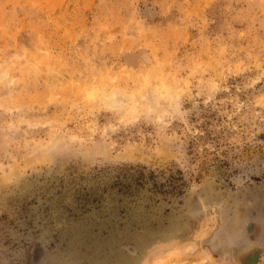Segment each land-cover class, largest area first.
I'll list each match as a JSON object with an SVG mask.
<instances>
[{
    "label": "rangeland",
    "instance_id": "obj_1",
    "mask_svg": "<svg viewBox=\"0 0 264 264\" xmlns=\"http://www.w3.org/2000/svg\"><path fill=\"white\" fill-rule=\"evenodd\" d=\"M264 264V0H0V264Z\"/></svg>",
    "mask_w": 264,
    "mask_h": 264
},
{
    "label": "water",
    "instance_id": "obj_2",
    "mask_svg": "<svg viewBox=\"0 0 264 264\" xmlns=\"http://www.w3.org/2000/svg\"><path fill=\"white\" fill-rule=\"evenodd\" d=\"M257 260V254H252L244 258L243 261L240 262V264H257Z\"/></svg>",
    "mask_w": 264,
    "mask_h": 264
}]
</instances>
